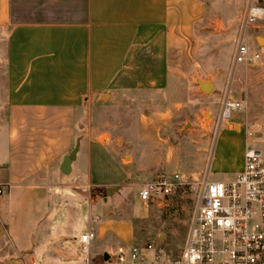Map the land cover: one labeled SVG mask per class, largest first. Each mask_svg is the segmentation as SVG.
I'll return each mask as SVG.
<instances>
[{
  "label": "crops",
  "instance_id": "obj_1",
  "mask_svg": "<svg viewBox=\"0 0 264 264\" xmlns=\"http://www.w3.org/2000/svg\"><path fill=\"white\" fill-rule=\"evenodd\" d=\"M177 3L0 0V264L69 260L71 229L81 223L77 191L88 195L92 207L99 192L128 179L106 147L108 133H93L89 121L107 97L161 88L156 78L167 70L164 57L176 37ZM257 4L264 8V0ZM187 17L193 19L192 13ZM248 31L250 50L262 57L264 17ZM239 98L255 104V124L264 128V102L249 99L246 91ZM163 117L158 113L139 123L142 146H172L161 135ZM146 124L153 125L151 135ZM77 135L80 149L66 175L61 167ZM252 143L242 123H226L219 146H238L237 173Z\"/></svg>",
  "mask_w": 264,
  "mask_h": 264
},
{
  "label": "rangeland",
  "instance_id": "obj_2",
  "mask_svg": "<svg viewBox=\"0 0 264 264\" xmlns=\"http://www.w3.org/2000/svg\"><path fill=\"white\" fill-rule=\"evenodd\" d=\"M251 1L257 5V0H178L176 37L169 42L164 57L167 70L156 78L160 79L156 85L162 89L117 93L111 100L107 97L102 108L93 111L89 121L92 132L108 133L103 136L108 141L106 147L128 179L116 186L112 195L99 192L96 205L92 207L88 195L77 191L82 198L76 205L80 208L81 223L71 229V240L67 244L70 259L61 264H86V256L79 252L78 246L81 234L88 230L96 236L92 261L101 264L105 252L113 256L121 247L148 241L175 252L182 250L197 185L207 174L210 182L232 181L242 167L238 146H219L228 121L219 124L227 97L242 106L232 112L231 120L263 135L260 139L253 136V143L246 146V150L257 147L264 152V128L255 124V104L239 98L240 92L246 91L249 99L264 102V54L253 64H238L236 68L233 64L236 42ZM190 12L193 19L187 17ZM250 26L245 31L248 45ZM261 46L264 47V43ZM198 79L212 81L215 89L200 91ZM134 95L142 98H133ZM158 113L167 119L161 135L169 139L172 146H142L138 142L139 123L153 120L151 117ZM143 127L152 134L153 125ZM77 129L80 131L79 127ZM79 138L77 135L75 146ZM73 168L76 172L78 164L74 163ZM176 171L194 186L193 193L180 192L161 205L140 200V185L154 180L160 173ZM54 202L58 206L57 198ZM107 223L111 225L105 229ZM101 225L102 231L98 230ZM54 234L55 231L51 238Z\"/></svg>",
  "mask_w": 264,
  "mask_h": 264
},
{
  "label": "built area",
  "instance_id": "obj_3",
  "mask_svg": "<svg viewBox=\"0 0 264 264\" xmlns=\"http://www.w3.org/2000/svg\"><path fill=\"white\" fill-rule=\"evenodd\" d=\"M263 17L264 8L251 1L236 42L234 68L261 59L258 52L250 50L245 31ZM241 107L239 101L231 102L227 97L219 124L230 121L232 112ZM245 134L252 138L255 130L245 128ZM194 189L180 172L160 173L154 180L140 185L139 198L161 205L180 192L193 193ZM2 194L0 187V196ZM95 239L90 230L81 234L78 250L86 256V264H101L91 258ZM110 256L109 261L103 258L102 264H264V152L257 147L248 148L244 168L232 181L210 182L207 174L197 185L181 251L148 241L121 247Z\"/></svg>",
  "mask_w": 264,
  "mask_h": 264
},
{
  "label": "water",
  "instance_id": "obj_4",
  "mask_svg": "<svg viewBox=\"0 0 264 264\" xmlns=\"http://www.w3.org/2000/svg\"><path fill=\"white\" fill-rule=\"evenodd\" d=\"M262 40L263 39L260 38L259 43H261ZM196 82L199 86L200 91H202L204 93L209 92V91H213L215 89V84L212 81H203V80L198 79ZM79 149H80V143L78 142L75 149L71 152V154L65 157V159L63 161V165L61 167V171L64 174L69 175L71 173V165H72L73 161L77 158V153H78ZM115 190H117V189H114V190L108 189L107 194L112 195L115 192ZM103 257H104V261H109L111 256L109 253L105 252Z\"/></svg>",
  "mask_w": 264,
  "mask_h": 264
}]
</instances>
